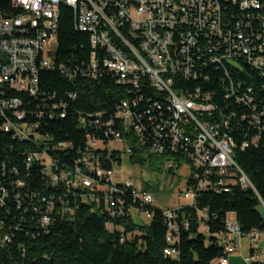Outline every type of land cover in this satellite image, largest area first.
Masks as SVG:
<instances>
[{
	"label": "built area",
	"instance_id": "2783aa9c",
	"mask_svg": "<svg viewBox=\"0 0 264 264\" xmlns=\"http://www.w3.org/2000/svg\"><path fill=\"white\" fill-rule=\"evenodd\" d=\"M67 1L74 2V14H81V23L91 29L93 51L84 74L96 79L107 71L119 84L130 87L134 96L122 100L116 116L139 145L164 156L162 165L168 172L176 175L181 167L189 169L186 189L181 192L188 205L195 206L197 192L209 187H227L234 182L252 187L235 159L237 144L230 143L228 132L233 120L257 125L259 116L264 115V105L259 108L249 96L257 77L247 71L251 79L246 82L242 78L245 65L255 69L264 90V32L255 27L250 16L231 19L223 0ZM247 1L233 3L246 12ZM59 16L56 0H10L5 10L0 8V127L20 140L34 138L39 127L31 116L43 112L35 109L33 99L41 97L42 72L56 69L54 28ZM209 61H218V68H209ZM60 68L69 77L77 71ZM149 89L158 96L145 97L143 92ZM217 92L229 114L215 99ZM234 102L237 110L232 109ZM241 107L251 113L242 112ZM113 124L112 119L107 122L110 127ZM110 135L127 155L132 153L133 145L125 143L120 131ZM33 158L44 160L45 172L51 174L45 152L34 153L29 162ZM83 161L88 170L77 171L74 187L88 188L93 197H103L112 217L123 212L125 201L120 194L124 191H130L143 205L153 204L150 191L115 179V167L105 171L87 157ZM210 175L218 176L212 185ZM51 182H58V175H53ZM49 202L53 209V201ZM180 206L165 210L169 233L164 253L171 256L178 255L179 227L173 219ZM234 219V214L228 215L221 237V264L226 257L241 253L242 238L247 236L241 227H234ZM42 221L47 224L50 217L45 215ZM250 235L252 252L243 257L244 262L264 264L259 255L260 233Z\"/></svg>",
	"mask_w": 264,
	"mask_h": 264
},
{
	"label": "trees",
	"instance_id": "16d2710c",
	"mask_svg": "<svg viewBox=\"0 0 264 264\" xmlns=\"http://www.w3.org/2000/svg\"><path fill=\"white\" fill-rule=\"evenodd\" d=\"M223 1L231 19L250 16L255 27L264 32V0H258L260 7L248 0L246 12L233 0ZM9 3L10 0H0V8L5 10ZM80 30L74 9L62 5L55 30L56 69L42 72L41 97L33 99L35 109L43 112L31 116L39 124L36 136L20 140L0 127V264H221V237L229 214L236 216L244 235L264 233V115L259 116L257 125L233 120L228 129L237 144L235 159L252 187L239 182L209 187L197 192L195 206L181 205L173 219L179 227L177 256L164 253L169 233L165 210L153 204L143 205L130 191H124L120 194L125 201L123 212L112 217L103 197H93L88 188L74 187L78 172L88 167L85 157L105 171L121 164L126 152L110 147L115 143L110 135L113 131H120L125 143L133 145L129 155L133 163L150 162L162 170L164 159L139 145L116 116L122 100L134 96L130 87L119 84L117 77L107 71L96 79L84 74L93 47L91 31ZM60 66L67 72L77 71L69 77ZM217 67L218 63L209 61V68ZM244 67L242 78L246 82L251 79L247 71L257 77L249 96L261 108L262 80L255 69ZM154 93L151 89L143 92L145 97L158 96ZM215 96L229 114L222 96L218 92ZM233 106L238 109L235 102ZM241 111L251 113L244 107ZM111 119L114 124L110 127L107 122ZM100 142L105 146L98 147ZM36 152L48 155L50 175L45 172L44 160L33 158L29 162ZM55 174L58 182L53 183L51 177ZM208 178L212 185L218 176ZM49 201H53V209ZM133 208L150 212V223L137 225L131 215ZM45 215L50 217L47 224L42 221Z\"/></svg>",
	"mask_w": 264,
	"mask_h": 264
},
{
	"label": "rangeland",
	"instance_id": "374dc122",
	"mask_svg": "<svg viewBox=\"0 0 264 264\" xmlns=\"http://www.w3.org/2000/svg\"><path fill=\"white\" fill-rule=\"evenodd\" d=\"M54 45H57L55 39ZM104 146L105 145L102 142L98 144V147ZM110 147L122 149V146L116 143L111 144ZM161 168L163 169L160 170V166L150 164V162L145 165L135 164L130 160L129 155L126 154L123 156L121 164L115 166L113 175L115 179L133 183L139 190L146 189L150 191L154 198L153 206L161 210L172 209L178 207L179 204H188V200L181 192L186 189V179L188 177L189 169L181 167L178 173L174 175L169 173L163 165ZM131 215L137 225H147L150 223V217H148L146 210L140 211L139 209L133 208L131 210ZM202 231L205 232L203 228ZM242 239L244 243V255L240 254V252L237 254L234 253L235 255H233L235 257H233V255L231 256L230 264H246L243 256L249 257L250 255L252 236L249 234L243 236ZM260 242L262 243L261 240L259 243Z\"/></svg>",
	"mask_w": 264,
	"mask_h": 264
},
{
	"label": "bare ground",
	"instance_id": "6f19581e",
	"mask_svg": "<svg viewBox=\"0 0 264 264\" xmlns=\"http://www.w3.org/2000/svg\"><path fill=\"white\" fill-rule=\"evenodd\" d=\"M64 4L74 9V2H72V1H67V0H56V9H59V10H60V7H61L62 5H64ZM253 5H254L255 7H258V2H257L256 0H254V1H253ZM76 22H77V27H78L79 29H81L82 31H91V29L88 28V24H83V23H81V14H76ZM56 28H57V27L54 28V39H55V30H56ZM214 62H215V63H218V61H214ZM215 65H216V64H215ZM217 68H218V67H217ZM230 143H234V140H232L231 138H230ZM234 227H240L238 221L235 220V219H234ZM228 260H229V257H226V258L224 259V264H229Z\"/></svg>",
	"mask_w": 264,
	"mask_h": 264
},
{
	"label": "crops",
	"instance_id": "0c3cea01",
	"mask_svg": "<svg viewBox=\"0 0 264 264\" xmlns=\"http://www.w3.org/2000/svg\"><path fill=\"white\" fill-rule=\"evenodd\" d=\"M259 241L261 240L262 241V243L260 242L259 243V255H260V257H261V260L264 262V233H260V235H259ZM262 247V248H261ZM243 250H244V243H243V239H242V249H241V253L240 254H242V255H244L243 254ZM238 252H236L235 254H237ZM234 254V255H235ZM249 254H251V248H250V253ZM233 255V254H232ZM231 255V256H232ZM233 255V257H235ZM231 256L229 257V260H228V262H229V264H230V258H231ZM233 257H232V259H233ZM244 257V256H243ZM242 258V257H241ZM243 261V260H242Z\"/></svg>",
	"mask_w": 264,
	"mask_h": 264
}]
</instances>
